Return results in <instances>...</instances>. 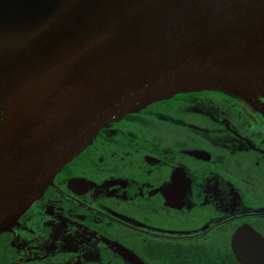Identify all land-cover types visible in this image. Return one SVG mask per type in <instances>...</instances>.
<instances>
[{
	"label": "water",
	"instance_id": "95a60500",
	"mask_svg": "<svg viewBox=\"0 0 264 264\" xmlns=\"http://www.w3.org/2000/svg\"><path fill=\"white\" fill-rule=\"evenodd\" d=\"M192 91L264 98V0H0V232L106 124Z\"/></svg>",
	"mask_w": 264,
	"mask_h": 264
},
{
	"label": "flooded vegetation",
	"instance_id": "af4514ba",
	"mask_svg": "<svg viewBox=\"0 0 264 264\" xmlns=\"http://www.w3.org/2000/svg\"><path fill=\"white\" fill-rule=\"evenodd\" d=\"M0 264H264V98L178 93L106 124L0 232Z\"/></svg>",
	"mask_w": 264,
	"mask_h": 264
}]
</instances>
